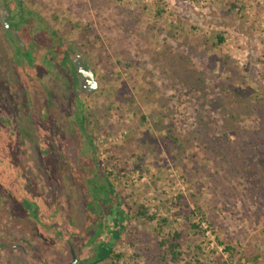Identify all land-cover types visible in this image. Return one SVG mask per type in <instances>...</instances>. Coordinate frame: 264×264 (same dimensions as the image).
<instances>
[{
    "label": "rangeland",
    "instance_id": "374dc122",
    "mask_svg": "<svg viewBox=\"0 0 264 264\" xmlns=\"http://www.w3.org/2000/svg\"><path fill=\"white\" fill-rule=\"evenodd\" d=\"M24 3L63 43L0 57V264H25L1 244L23 234L26 264H67L69 243L77 264H264V0Z\"/></svg>",
    "mask_w": 264,
    "mask_h": 264
},
{
    "label": "flooded vegetation",
    "instance_id": "af4514ba",
    "mask_svg": "<svg viewBox=\"0 0 264 264\" xmlns=\"http://www.w3.org/2000/svg\"><path fill=\"white\" fill-rule=\"evenodd\" d=\"M20 19H21V22H20ZM35 23L37 25H35ZM43 30H45V28L41 22V19L35 13H32V11L29 8L26 7L24 0H0V34L2 33L1 35L5 37L6 42H7V44H5L7 51H3L2 49H0V57L5 58L4 59L5 62H6V58L8 57L7 60L8 61L11 60L10 62L14 66H17V67L25 66V68H32V67L40 66L43 63V61L53 60L57 52L56 48H60L63 42L59 40L60 38L56 36V33L53 34V38L57 39L58 41L53 44L55 45V47H53L54 50H52L51 47L49 48L48 46L45 45L43 38L41 37L40 31H43ZM24 35L27 36L28 40L30 41L32 40L33 43H35L36 47H33L32 49L28 48L26 44L23 42ZM72 52L74 51L72 50ZM2 53L3 55L5 53V57H3ZM78 56H81L83 62L89 67V65L84 61V57L82 53H76L74 55V57L72 58L73 59L72 65L75 70V75L78 81L74 89H76L78 94H80L81 92L88 93V92H91L92 90L90 91H80L79 90L81 86L82 74L78 71V68H77L76 58ZM47 65H52V64H47ZM50 68H51L50 71H53L54 69L56 71L60 70V67L58 68L57 66H54V65L51 66ZM91 70L95 73L93 69ZM95 78H96V73H95ZM96 81H97V78H96ZM77 112L78 111L76 110V113ZM106 182H105V185H103V187H99V189H97L98 192L102 194L103 196L102 199H105V200H106V197L110 198V192H108L106 189L107 187H105L107 185ZM105 189L107 192L105 191ZM89 193L90 195H92L94 192L90 191ZM102 206L103 205L101 201L96 203L95 207H98L97 215L98 213L100 214L102 212V209H101ZM101 228H102V225L99 224L98 232L101 231L100 230ZM12 230H10L9 233L11 236H14L15 231L14 230L12 231ZM20 239L21 241H18L17 242L18 244L15 242L10 243V241H8V243H5L4 241H2L1 244L3 245V248H9L11 250H14L15 251L13 252L14 255L19 256L20 259L26 264L27 259L25 258V246H26L25 244L26 243L29 244V239L27 238L26 234H23ZM111 239L112 238H110L109 240ZM19 243H21L22 245H20ZM69 246L71 248L70 243H69ZM14 264H17V262H15Z\"/></svg>",
    "mask_w": 264,
    "mask_h": 264
},
{
    "label": "trees",
    "instance_id": "16d2710c",
    "mask_svg": "<svg viewBox=\"0 0 264 264\" xmlns=\"http://www.w3.org/2000/svg\"><path fill=\"white\" fill-rule=\"evenodd\" d=\"M219 38H220V40L222 39V37H219ZM142 214H146V211H143ZM150 218H154V216H151ZM192 225L195 226L194 223H192ZM180 238H181L180 233L176 231L173 233L172 238L169 239V243H170L169 247H170V251L172 252V257L174 260H177L181 254V252H180V246H181ZM160 243L164 244L163 241H161ZM120 257H121V254H114L112 249H109L105 252V254H100L99 252L94 253L93 255L88 257L83 262H84V264H98L99 262H101L107 258L114 260L115 258L119 259Z\"/></svg>",
    "mask_w": 264,
    "mask_h": 264
},
{
    "label": "water",
    "instance_id": "95a60500",
    "mask_svg": "<svg viewBox=\"0 0 264 264\" xmlns=\"http://www.w3.org/2000/svg\"><path fill=\"white\" fill-rule=\"evenodd\" d=\"M78 71L82 74L80 91L95 90L98 87V83L95 78V73L83 62L81 56L76 58ZM72 258L67 264H77L78 256L73 245H71Z\"/></svg>",
    "mask_w": 264,
    "mask_h": 264
}]
</instances>
